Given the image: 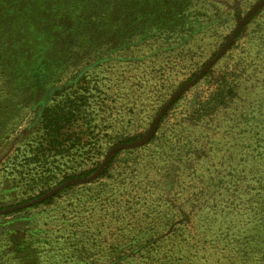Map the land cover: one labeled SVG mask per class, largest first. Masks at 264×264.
Here are the masks:
<instances>
[{
	"label": "rangeland",
	"instance_id": "1",
	"mask_svg": "<svg viewBox=\"0 0 264 264\" xmlns=\"http://www.w3.org/2000/svg\"><path fill=\"white\" fill-rule=\"evenodd\" d=\"M259 1L0 0V209L58 187L0 214V264H264ZM221 81L231 100L198 119L195 100ZM67 95L82 110L72 127L81 151L44 173L3 170L12 152L35 147L43 108ZM138 138L90 183L65 184ZM182 163L193 173L175 174Z\"/></svg>",
	"mask_w": 264,
	"mask_h": 264
},
{
	"label": "trees",
	"instance_id": "2",
	"mask_svg": "<svg viewBox=\"0 0 264 264\" xmlns=\"http://www.w3.org/2000/svg\"><path fill=\"white\" fill-rule=\"evenodd\" d=\"M19 20H22L21 17L18 18V20H14V23L18 22ZM40 24H42V22L38 21L35 25L39 26ZM233 95V87L226 82L221 81L219 84H217L214 90L210 91L205 96L197 97L194 102L195 108L193 110V113H195V117L199 119L201 117L211 115L218 108L225 107L228 104L229 100H231ZM75 101L76 100H73L70 95H67L62 98L60 102L45 106L42 110L41 118L38 122V127L41 130V133L39 135L36 134L34 140L32 141L35 142V147H32L35 148V150H32L30 144L29 149H24L23 151L17 149L18 151L15 154L14 152H12V154H10L3 162V164L7 165H4L2 169H9L17 173L23 171H25V173H31L30 171L40 169V172L44 173L46 171L44 169L47 168L48 164H50L51 161L58 162L62 160L66 155L72 154L73 152L77 153L79 150L81 151L82 145H79L82 142V138L80 136V133L74 131V129L72 128L80 119H82V110H80L79 105L73 104V102ZM139 140L141 139H131L124 141V143L128 144ZM19 158H21V161H17ZM10 160L12 161L10 162V164H8V161ZM183 161H186V159H183ZM109 164L110 161L108 160L105 167L101 170V174L105 172ZM162 168L165 167L163 166L161 167V169ZM168 168H166L165 170H169ZM174 169L176 170L174 172L175 174H178L180 169L182 170V172H188V174L193 173V171H190L189 168L185 167L183 163L181 166L177 165V167ZM93 171L94 170L85 171L81 174V177L85 178L93 173ZM74 179L76 178H73L72 176L70 180ZM172 179L173 177L171 178V180ZM154 181L157 182L156 180H152L151 182ZM172 183L176 184L175 181L170 182L168 184V187H170V184ZM191 185L192 184L188 185L189 188ZM178 186L180 187V183ZM140 191L141 194H139V197L141 199H144V203L146 205H142L141 207H152L151 202H147V199H151L149 194L150 190L148 187V182H146L145 185L140 188ZM55 194L47 198V201L51 200ZM135 194L136 193H134V195ZM67 227L68 226H66L62 222L60 229L64 228L65 230H67ZM74 233H76V231L72 230V234ZM68 240L69 238L66 239V241ZM77 251L82 252V248L77 249Z\"/></svg>",
	"mask_w": 264,
	"mask_h": 264
},
{
	"label": "water",
	"instance_id": "3",
	"mask_svg": "<svg viewBox=\"0 0 264 264\" xmlns=\"http://www.w3.org/2000/svg\"><path fill=\"white\" fill-rule=\"evenodd\" d=\"M264 3V0H260L259 2H257L251 9V12H253L258 6H260L261 4ZM233 36V34H232ZM221 55V52H218L216 54V56L214 58H212L209 61V65H211L212 63H214L216 61V59ZM204 70H200L191 80H189L187 83H185L184 85H182L179 89H177L170 97L169 99L166 101V103L161 107V109L159 110V112L156 114L155 118L152 121L151 127L153 128L156 123L158 122V120L161 118L162 114L167 110V108L172 104V102L177 98V96H179L181 93H183L184 91H186L188 88H190L192 85H194L197 80L200 78V76L202 75ZM143 143V141L138 142L135 144V146L141 145ZM128 144L126 143H122V144H118L114 147H112L107 154L105 155L100 168L93 174H91L88 177L82 178V179H74V180H70L65 184L68 185H77V184H87L90 183L91 181H93L94 179L97 178V176L100 174V171L103 169V167L106 165L107 160L109 158V156L111 155V153L116 150V149H120V148H127ZM58 190V187H54L51 190H49L48 192L23 203L8 207V208H4V209H0V214H5L8 212H13V211H17L26 207H30L33 206L34 204L40 203L43 200L51 197L53 194H55V192Z\"/></svg>",
	"mask_w": 264,
	"mask_h": 264
}]
</instances>
